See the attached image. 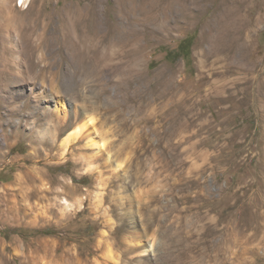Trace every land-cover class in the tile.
I'll return each instance as SVG.
<instances>
[{
	"label": "rangeland",
	"instance_id": "374dc122",
	"mask_svg": "<svg viewBox=\"0 0 264 264\" xmlns=\"http://www.w3.org/2000/svg\"><path fill=\"white\" fill-rule=\"evenodd\" d=\"M254 5L264 54V0H0V264H264V107L241 101L263 61L217 62L201 39ZM71 107L90 136L40 139L46 111ZM27 171L48 197L37 216L10 208Z\"/></svg>",
	"mask_w": 264,
	"mask_h": 264
},
{
	"label": "bare ground",
	"instance_id": "6f19581e",
	"mask_svg": "<svg viewBox=\"0 0 264 264\" xmlns=\"http://www.w3.org/2000/svg\"><path fill=\"white\" fill-rule=\"evenodd\" d=\"M228 5L229 4H227V6ZM231 5H233V4H231ZM244 7H246V6H244ZM243 10H245V8L242 9V11ZM249 10L250 11H249L248 16H245V15L241 16L238 14V17L237 16L233 17L234 19L227 17L226 13L223 12L224 13L223 15L226 17H224V16L221 17V15L217 16V24H215V28L213 27L211 33L204 32L202 34L203 36L201 35L202 36L201 39H202V42L206 40V41H209L213 45V50H212L213 53L212 54L214 57H216L217 62L226 61V59H228V57H227L228 52H229V54L230 53L238 54L241 57L242 61H244L245 63L247 62V65L250 66V69L254 72V71L260 70L258 64L260 62L262 63V61H263V66L261 67V71L263 73L259 74L255 79L256 83H257L256 84L257 86L255 89L258 90V93H255V94L253 93L252 96L248 98V93H249V91H248L249 86H248V88L245 90L246 91L245 96L241 100V101H243V104H246L248 106H254L255 107L258 105L259 108H261V110H262V107H264V54H260L257 51V44H256V41L254 39L255 38L254 33L256 31V27L259 23H261L260 21L262 19V16L260 15V11H259L260 9L257 8L256 5H254L253 7H250ZM234 24H236L237 28H235ZM210 56L212 57V55H210V53H205V52L203 54L201 53V59H200L199 64H198L201 69H203L205 67V63L208 61V58L210 59ZM229 70H230L229 68H226L224 71V74L230 72ZM198 79H199V81H197V82L203 83V85L204 84L208 85V87L206 86L207 91L209 92L207 99L213 100V102H215V104L217 106H221L224 103H230V102L234 101L233 100V99H235L234 93H232V90L228 89L225 84L218 85L215 81H212L209 76H200L199 75ZM73 109H74V107H71L69 109V111L65 110L64 113L62 112V114H61V111L59 112V110H57V111L47 110L45 113V116L47 118H50V117L55 118L57 115H59V116L56 117L55 127H51L50 125H48L47 128H45L43 131L39 132L40 139L41 138L45 139V137H48L47 139L51 140L54 148L62 149V148H65L66 146H68L74 140H78L79 137H80V139L83 137H86V138L89 137L90 136L89 134H88L89 136H87V135L83 136L84 135V133H83L84 128L77 126L76 125L77 123L72 121L71 114H72ZM219 109H220V111L225 112L227 110L232 109V107H228V108L223 107V108H219ZM86 111H88L87 106H84L83 108H79V112H76L77 117L80 118L81 116L85 115ZM71 128H73V129H71ZM68 130H71V131H69L67 133V135L64 136V134ZM89 142H92V141H89ZM88 144H90V146H88V147H91V146L94 147L97 145V144H94L93 142L88 143ZM99 149H100V153H101L100 155L104 156L105 155V151L103 150L104 146L103 145L100 146ZM113 149H116V146H114ZM116 152H117V150H116ZM122 153L124 154L123 150H119L117 153H115V152L112 153V151H109L106 154L107 155V159H106L107 164H109L110 162L111 163L114 162V160L116 158H118V156L122 155ZM42 181H43L42 175H40V174L33 175L29 171L22 173V174H19V176L17 177V184L19 186V192H20L21 196L23 197V204L20 205L14 199L12 201L13 206L10 208L15 213H19V214L25 213L28 215H32V214L38 213L40 210L38 211L37 208L32 206L30 201L33 199H39V200L42 199L43 201H45L47 195L46 194L43 196L41 195V193H43V191L41 189V186L39 185V183H41ZM44 192L48 193V194H55V191L51 188L44 191ZM58 194H59V192H57V195ZM64 203L68 205V201H65ZM44 208H46V210H43V209L41 210L43 213L48 212L50 210L47 206ZM39 209H41V208H39ZM145 246H146V248H145ZM145 246L140 251L141 252L140 254H142V256L148 255V253L150 251H152L151 249H153L152 244H145ZM132 248H133V246H132ZM131 252H135V250L133 249ZM66 259H67V255H62L60 257V261H62V262H65ZM72 264H80V262L79 261L75 262V263L72 262Z\"/></svg>",
	"mask_w": 264,
	"mask_h": 264
}]
</instances>
